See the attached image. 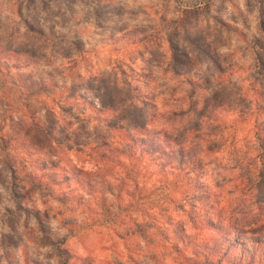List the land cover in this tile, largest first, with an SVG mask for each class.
I'll return each mask as SVG.
<instances>
[{
  "label": "rangeland",
  "instance_id": "374dc122",
  "mask_svg": "<svg viewBox=\"0 0 264 264\" xmlns=\"http://www.w3.org/2000/svg\"><path fill=\"white\" fill-rule=\"evenodd\" d=\"M0 264H264V0H0Z\"/></svg>",
  "mask_w": 264,
  "mask_h": 264
},
{
  "label": "trees",
  "instance_id": "16d2710c",
  "mask_svg": "<svg viewBox=\"0 0 264 264\" xmlns=\"http://www.w3.org/2000/svg\"><path fill=\"white\" fill-rule=\"evenodd\" d=\"M40 129H41V131H43L44 133H45V135L46 136H48V137H50V134L48 133V131H46L45 129H43L41 126H40ZM142 142H143V138H141L140 139ZM74 146L76 147V149H79V148H77V144L76 143H74ZM69 148V147H68ZM71 148V147H70ZM4 149V152L6 151V148H5V146H3V148L1 149V150H3ZM69 150V149H68ZM77 151H80V149L79 150H77ZM97 153L98 152V156L99 157H101V158H106V157H108V155H107V153H106V151L104 152V151H99V149H97V147H94V153ZM233 228L237 231V233L241 230V231H244V229L242 230L241 228H236L235 226H233ZM235 240L236 239H229V240H227V241H224V244L227 246L226 248H228L229 246H233L234 244H235ZM228 250V249H227Z\"/></svg>",
  "mask_w": 264,
  "mask_h": 264
}]
</instances>
